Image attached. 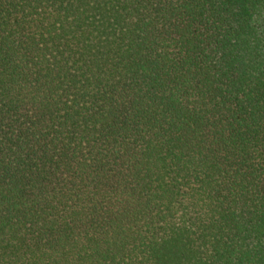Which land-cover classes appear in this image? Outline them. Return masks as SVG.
<instances>
[{
    "label": "trees",
    "instance_id": "16d2710c",
    "mask_svg": "<svg viewBox=\"0 0 264 264\" xmlns=\"http://www.w3.org/2000/svg\"><path fill=\"white\" fill-rule=\"evenodd\" d=\"M0 264H264V0H0Z\"/></svg>",
    "mask_w": 264,
    "mask_h": 264
}]
</instances>
